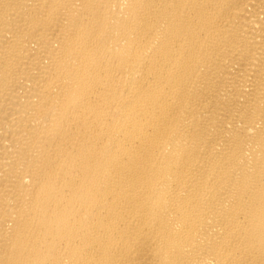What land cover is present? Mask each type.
Here are the masks:
<instances>
[{"label":"bare ground","instance_id":"obj_1","mask_svg":"<svg viewBox=\"0 0 264 264\" xmlns=\"http://www.w3.org/2000/svg\"><path fill=\"white\" fill-rule=\"evenodd\" d=\"M0 264H264V0H0Z\"/></svg>","mask_w":264,"mask_h":264}]
</instances>
